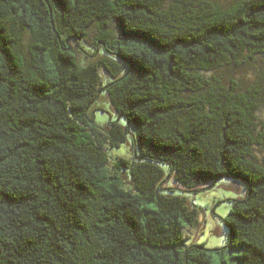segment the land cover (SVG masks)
<instances>
[{"label":"trees","instance_id":"trees-1","mask_svg":"<svg viewBox=\"0 0 264 264\" xmlns=\"http://www.w3.org/2000/svg\"><path fill=\"white\" fill-rule=\"evenodd\" d=\"M259 63L264 0H0V264H212L167 190L224 177L227 246L264 264Z\"/></svg>","mask_w":264,"mask_h":264},{"label":"rangeland","instance_id":"rangeland-1","mask_svg":"<svg viewBox=\"0 0 264 264\" xmlns=\"http://www.w3.org/2000/svg\"><path fill=\"white\" fill-rule=\"evenodd\" d=\"M219 1L226 2L230 0ZM29 42L30 36L25 32L22 40V51L26 58H28ZM254 72L259 74L264 82V65L257 64ZM246 76L252 77L248 73ZM94 105L96 108L93 112L94 120L100 126L107 125L109 119H118L104 92L96 99ZM261 116L264 118V95ZM118 120L120 123H124L123 118ZM126 151L130 152V145L123 143L117 148L108 149L107 154L109 158L117 154L124 156ZM163 168L166 170L167 166L163 165ZM165 185L176 187L174 179L168 177L165 179ZM167 191L169 194L185 196L190 207L195 206L197 208L195 222L185 223L182 246L203 244L205 248L212 250V264H220L221 260L226 261L228 264H241V247L239 244L232 247L227 246L228 228L222 219L227 215L232 200L242 198L245 195L242 181L224 177L213 183L211 187L201 189L196 193L182 192L177 189H168ZM215 249H218V251H215Z\"/></svg>","mask_w":264,"mask_h":264},{"label":"water","instance_id":"water-1","mask_svg":"<svg viewBox=\"0 0 264 264\" xmlns=\"http://www.w3.org/2000/svg\"><path fill=\"white\" fill-rule=\"evenodd\" d=\"M50 9V8H49ZM51 22H52V20H51Z\"/></svg>","mask_w":264,"mask_h":264}]
</instances>
